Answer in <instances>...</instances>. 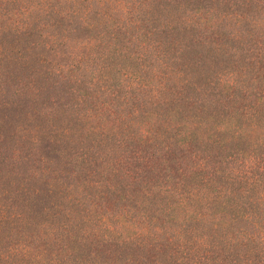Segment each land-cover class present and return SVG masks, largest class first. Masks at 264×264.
<instances>
[{
  "label": "trees",
  "instance_id": "obj_1",
  "mask_svg": "<svg viewBox=\"0 0 264 264\" xmlns=\"http://www.w3.org/2000/svg\"><path fill=\"white\" fill-rule=\"evenodd\" d=\"M111 2L86 0L90 11L85 16L80 8L65 13L53 6L39 12L52 22L49 41L38 21L24 34L15 29L3 39L20 36L15 64L38 73L48 87L37 101L40 111L45 104L59 106L68 114L71 131L84 120L117 126L113 134H87L86 146L77 152L74 135L67 141L53 138L59 124L55 110L49 113L51 125L36 111L34 126L49 161L67 159L77 169L99 161L102 167L104 156L114 153L161 165L149 168L130 191L121 177L117 186L90 181L97 184L85 197L71 196L70 190L51 185L50 177H40L46 178L45 183L39 179L44 195L31 202V211L51 213L57 225L53 234L39 239L42 247L37 238H26L24 252L9 256L12 264L16 258L19 264H264V0H153L146 10H101ZM111 11L125 16L113 32L108 29L113 46L94 23L109 22ZM94 32L106 49L105 58L98 59L109 64L125 48L135 47L117 62L125 73L100 78L91 68L84 73L88 66L79 61L63 76L58 69L73 56L70 41ZM38 33L41 37L31 42ZM121 33L130 35V47ZM52 53L63 58L57 72L54 62L51 69L37 70ZM131 58L135 66L126 65ZM54 89L60 96L55 102ZM107 94L119 122H111L109 115L104 119L110 109L98 111V105L107 107ZM31 101L11 107L7 98L0 106V129L6 133L21 120ZM89 167L97 171L94 164ZM100 188L120 204L115 203L113 216L95 219L97 209H104L95 200ZM61 199L84 215L63 220L69 215Z\"/></svg>",
  "mask_w": 264,
  "mask_h": 264
},
{
  "label": "rangeland",
  "instance_id": "obj_2",
  "mask_svg": "<svg viewBox=\"0 0 264 264\" xmlns=\"http://www.w3.org/2000/svg\"><path fill=\"white\" fill-rule=\"evenodd\" d=\"M78 1L82 3H77V6H72V1L66 2L65 0H0V106L7 104L5 103L7 98L10 101L9 105H11V107L32 100L27 105L26 115L21 117V120L17 118L12 127H7L6 133L4 132V128L0 129V264H12V260L9 256L24 252L23 249H26V238L33 237V240H35V238L39 240L46 237L47 234L54 233V227L57 223L56 219L52 218L51 213L36 215L31 211V202L43 193V191L39 190V188H41L39 179L45 183L46 178L41 179L40 177H50L51 185L62 187L63 190L65 188L70 190L71 196L85 197L88 193L87 190L92 189L93 185L97 184H90V181L101 182L103 185L117 186L118 181H116V179L121 177V180L123 179L124 181L123 185L130 191L133 185H135V181L147 175L146 172L149 171V168L156 170L161 165L160 162L150 164L151 161L147 159L133 157L130 160L121 155L111 153L109 157L104 156L106 164L104 162L105 165L102 167L99 166V161L97 165L89 161L86 168L81 167L77 169L74 164H69L67 159H61L59 163L49 161L46 157L47 153L41 149V134L34 126L35 116L33 117V115L36 111L42 113L41 117L46 122V125H51L53 114L49 115V113L55 110L59 124L58 129L53 133V138L65 139L67 141L71 139L69 137L74 135L78 140L77 149L74 150L77 152L82 151V147L86 146L87 134L100 133L103 132V130H109L108 134H113L117 129L116 125L113 126L103 120H97L95 122L84 120L82 126L71 131L67 127L68 114L65 115L62 108L59 106L55 107L54 105V109H52L45 104L40 111L41 105H37V101L41 98L42 91L48 87L44 86L38 73L31 70L27 71L25 68L15 64V60L12 57L15 56L18 48L22 45L17 42L19 39H16L20 36H15V39H13L14 41H11L13 37L11 39H3L5 33L10 31L13 32L15 29L18 30L19 33L24 34L25 31L22 32L23 29L32 26V22L38 21L42 29L45 28L41 34H45L44 37L49 41L47 36L53 33V30L50 28L52 22H48L49 19L47 17L40 15L46 10H51L54 6V10L57 12L65 13L80 8V14L85 16V14L90 11L86 6V0ZM152 1L153 0H121L120 3H118L112 0L105 8H100L101 10H114V8L116 10H136L137 7V10H146L147 6H149ZM39 12L42 13L39 14ZM111 12L114 16L107 19L108 21L110 20L109 22L103 23L99 20H95L94 23L100 30H105L106 39H112L113 46L114 35L113 33H108L107 36L108 29L116 28L115 23L118 22V20L121 22V19H125V16H120V13H114V11ZM114 30L115 29H112V32ZM41 34L38 33L33 36L31 42L39 39ZM97 36L98 34L94 32L88 35H82L84 39L70 41L73 56L66 60V63L61 66L62 69H58L57 63L61 62L63 58L55 56L57 53H52L49 55V62L41 65L42 67L38 66L37 70L46 71V65H49L48 67L51 69V64L49 63L54 62L52 64V69L55 72H57V69L62 71L64 76L70 74L71 71L75 69L70 66L76 67L78 62L81 61L83 65L88 66L84 70V73H86L88 68H91L93 73L100 76V78L103 75L116 79L120 78V76L125 73L126 69H123L120 73L119 69H121V67L117 65V62L127 59L128 56L125 55H128V52H132V49L135 47L127 48V50L123 48V54H118L115 56L116 58H114L117 62L109 64L110 60H104L105 55L103 53L106 52V49L99 45L96 39ZM129 37L130 35L125 37V34L121 33L120 39L124 41L123 43L125 46L130 47L131 43H127ZM85 40L89 41L88 45H85ZM82 42L84 44H81ZM120 47L122 48V45ZM30 55H32V53ZM99 57L104 58L98 59ZM149 63L150 60L144 64L147 66ZM67 64H69V66H67ZM126 65L135 66V63L131 58L127 60ZM127 70L130 71L128 73H132L133 71L132 68ZM77 72L81 73L82 71L79 69ZM132 83L133 81L131 79V84ZM129 89H131V87ZM118 90L119 89H117V92ZM52 91L51 99L55 102L60 98L58 94L59 90L54 89ZM123 92L126 93L125 89ZM104 100L108 102L106 105L107 107L102 110L101 105H98V111L110 109L112 113H105L104 119L109 115L111 116L109 119L111 122H119L118 120L120 119L117 117V114H114L113 110H111V107L114 105L111 106L110 104L109 94L106 95ZM106 138L107 136L104 137L103 140H106ZM73 159H75V156ZM92 164H94V168H97L96 172H93V168L89 167ZM109 166H111L110 169H112V167H117L118 170L116 172L113 170L112 172ZM166 167L167 163L165 165V172L167 173L168 170ZM53 169L61 174L63 180H58V173L51 174ZM165 172H161L159 176H163L162 174H165ZM63 183L66 185H62ZM68 183H71L70 187L67 185ZM96 189L98 190V188ZM93 191L96 192L94 189ZM100 191L101 193L99 192L97 194L95 200L96 202L102 203L104 209L100 206V208L97 209V213L93 214L91 218H108L112 215L111 213H117L114 206L115 203L120 204L119 198H116L112 193H107V189L100 188ZM66 193L67 191L65 194ZM22 194L23 197L21 196ZM101 197L104 198L102 199ZM29 198L31 199L29 200ZM55 199L58 198L55 197ZM61 201H63V199H61ZM63 202L64 209L69 215H66L63 220L66 218H79L80 214L84 215V213H80V209H75L74 203H69L65 200ZM69 209L71 210L70 214L68 212ZM37 245L42 247L40 240ZM16 261V264H19L17 258L15 259V262Z\"/></svg>",
  "mask_w": 264,
  "mask_h": 264
}]
</instances>
